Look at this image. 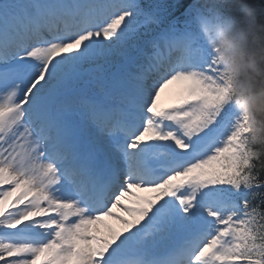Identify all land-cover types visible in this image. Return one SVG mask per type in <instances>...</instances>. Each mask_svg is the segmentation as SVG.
<instances>
[{"label":"snow or ice","instance_id":"obj_1","mask_svg":"<svg viewBox=\"0 0 264 264\" xmlns=\"http://www.w3.org/2000/svg\"><path fill=\"white\" fill-rule=\"evenodd\" d=\"M242 13L0 0V264H264V174L204 35Z\"/></svg>","mask_w":264,"mask_h":264},{"label":"clouds","instance_id":"obj_2","mask_svg":"<svg viewBox=\"0 0 264 264\" xmlns=\"http://www.w3.org/2000/svg\"><path fill=\"white\" fill-rule=\"evenodd\" d=\"M242 15L209 18L204 35L216 50L231 100L247 118L250 171L264 173V4H245Z\"/></svg>","mask_w":264,"mask_h":264},{"label":"trees","instance_id":"obj_3","mask_svg":"<svg viewBox=\"0 0 264 264\" xmlns=\"http://www.w3.org/2000/svg\"><path fill=\"white\" fill-rule=\"evenodd\" d=\"M161 2V0H143L142 1V5L145 7V8H148L150 5L152 4H155V3H159ZM165 2L171 4V3H174L175 0H165ZM179 12L176 13V15L178 16ZM264 174V173H262Z\"/></svg>","mask_w":264,"mask_h":264},{"label":"rangeland","instance_id":"obj_4","mask_svg":"<svg viewBox=\"0 0 264 264\" xmlns=\"http://www.w3.org/2000/svg\"><path fill=\"white\" fill-rule=\"evenodd\" d=\"M139 2H140V0H139ZM143 26H144V25H142L141 28H142Z\"/></svg>","mask_w":264,"mask_h":264},{"label":"bare ground","instance_id":"obj_5","mask_svg":"<svg viewBox=\"0 0 264 264\" xmlns=\"http://www.w3.org/2000/svg\"><path fill=\"white\" fill-rule=\"evenodd\" d=\"M38 264H39V262H38Z\"/></svg>","mask_w":264,"mask_h":264}]
</instances>
